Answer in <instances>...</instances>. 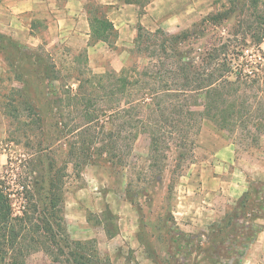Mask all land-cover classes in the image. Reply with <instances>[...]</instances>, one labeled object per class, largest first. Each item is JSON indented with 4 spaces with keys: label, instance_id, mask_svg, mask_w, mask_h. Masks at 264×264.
<instances>
[{
    "label": "rangeland",
    "instance_id": "374dc122",
    "mask_svg": "<svg viewBox=\"0 0 264 264\" xmlns=\"http://www.w3.org/2000/svg\"><path fill=\"white\" fill-rule=\"evenodd\" d=\"M127 1L136 3H75L82 21L71 33L53 23L62 13L46 10L30 22V30L0 33L9 41L0 42V189L15 216L28 210L39 223L53 220L60 225L57 240L67 236L69 241L90 242L100 264H241L257 240L246 249L241 245L251 243L246 239L254 231L249 224L264 222L258 218L264 217V131L255 132L251 123L248 129L229 132L209 119L198 121L185 113L202 110L195 94H188L181 97L179 108L169 105L165 115H152V121L174 122L165 131L169 150L153 160L149 135L124 122L146 118L139 108L132 110L147 82L139 76L145 68L162 71L161 77L151 78L152 85L177 88L183 84L177 75L181 65L191 67L194 75L199 66L210 74L226 58L264 63V40L256 43L246 28L255 27L264 0H162L165 14L181 15L171 25L178 29L169 31L155 28L154 18L141 22L136 17L124 29L126 15L134 12L123 5L139 7L134 14L140 18L152 0ZM94 15L118 28L107 42L91 37ZM139 25L144 27L142 45L136 41ZM178 35L187 38L174 41ZM202 60L209 65L203 66ZM107 74L112 77L97 83ZM121 76L141 83L111 101L107 89ZM80 80L99 108V122L88 134L75 133L76 128L86 129L87 122L85 102L73 98ZM245 95L254 107L262 101L257 87ZM28 103L37 113L27 110ZM182 106L185 112L180 114ZM111 134L118 142L112 151ZM73 143L81 162L82 146L92 147L85 149L92 155L81 168L75 169L69 157ZM53 179L59 203L51 210ZM245 197V207L238 210ZM177 228L195 235L194 246L181 253L170 241ZM197 236L203 249L196 247ZM9 255L0 264H9ZM56 255L53 262L44 251H35L23 260L73 264L66 254Z\"/></svg>",
    "mask_w": 264,
    "mask_h": 264
},
{
    "label": "trees",
    "instance_id": "16d2710c",
    "mask_svg": "<svg viewBox=\"0 0 264 264\" xmlns=\"http://www.w3.org/2000/svg\"><path fill=\"white\" fill-rule=\"evenodd\" d=\"M126 3H136V2H128ZM263 11V10H262ZM258 11L256 13L257 21L255 22V27L246 25L249 33H252V37L254 41L258 44L264 40V11ZM90 27H91V37L95 42L104 41L107 42L111 36L116 35V30L113 23L108 20L106 17H90ZM144 27L139 25L138 27V38L136 39L138 45L142 43ZM160 33V30H157L154 35L156 36ZM184 38H187L186 35H178L173 37L174 41H180ZM6 40L9 42L6 37L0 35V42ZM11 41V40H10ZM142 45V44H141ZM235 62L229 61L226 58V61L223 59L217 65L215 69L209 74L206 68L199 66L194 71V75L191 72V67L187 65L179 66L178 77L182 81V85L177 88H169V86H154L152 85L154 81V77H161L162 71H151L149 68H145V70L139 73L140 78H147V82L145 87L142 89L141 96L133 101V109L135 110L139 108L141 113L146 116L143 118H132L129 122H124L130 127H134L135 131L139 130V132H145L150 137V150L154 156L158 157L163 150L168 149L169 145L166 138V127L170 125H174V122L169 121L170 119L161 121L154 120L152 121V115L161 114L165 115L167 111V107L172 105L175 108H179V102L181 101V97H187L188 94H195L196 101L198 106L202 107L201 111H184V106L181 109H177V112L183 114L184 112L196 118V120L201 119H209L213 122L216 127L220 130H226L229 132H235L237 128L243 127L248 129L249 125L252 123L255 125V132L262 133L264 131V63L262 62H251L249 60L243 59H234ZM218 61V58H217ZM203 66L209 65L207 61H203L201 63ZM236 70L235 78L232 79V74ZM258 70V71H257ZM216 71V72H214ZM124 74V73H123ZM254 76V77H253ZM112 77L109 74L99 77L97 83H102L105 78ZM152 78V80H151ZM135 79V78H134ZM128 78L121 76L118 78V83H116L113 89H107L106 96L113 101L119 93L128 92L127 90L134 89L137 85L141 83L138 79L137 82H129ZM91 84V87L95 89V82L92 80L88 81ZM86 83V82H85ZM83 80H80L77 93L74 94L73 98L76 101L81 103L85 102V113H86V129L76 128L75 133L84 132L88 134V132H92L95 128V124L99 122V108L94 104L91 95L87 96L88 90H86V86ZM112 86V85H111ZM110 86V87H111ZM257 87L262 98V101L259 100V106L254 107L252 104H249V98L245 95L246 90ZM85 91V92H84ZM198 93V98H197ZM83 95V96H82ZM257 96L255 97V99ZM166 102V104H165ZM136 104V105H135ZM135 105V106H134ZM96 110H93L95 109ZM167 108V109H166ZM27 110L34 113H37L35 106L29 105ZM130 111H128V114ZM117 117L120 119V113L116 110ZM260 115V116H258ZM262 118V119H261ZM137 120V121H136ZM136 122L133 124V122ZM121 132L118 133V137H121ZM248 134H251V131ZM78 135V134H77ZM114 134H111L110 138L112 141L111 151L116 149L117 141H115ZM93 143V142H92ZM84 145V143H83ZM186 145V144H185ZM74 143L71 144V148L69 151V157L76 167H82V165H86L90 161V154H86V144L82 146L83 149V161L78 160V148ZM91 146H88L87 149H91ZM105 149H108L105 147ZM85 150V152H84ZM107 151V150H105ZM104 152V151H102ZM52 189L54 192H51ZM56 184L55 179L49 184V204L50 209L54 210L59 203V197L56 194ZM245 198L237 207L240 208L245 207ZM32 201V200H31ZM29 202L33 211H37L38 207L36 204ZM30 210V208H29ZM54 213V212H53ZM34 213H31L28 210H23L21 216H15L12 211V204L7 195L3 193L0 189V258L3 261L4 257L10 253L9 264H26L25 256L31 252L35 251H44L47 255L51 256L52 261H58V256L56 254H66L70 261L73 264H100L101 260L94 254H91V248L89 247L90 242H73L69 241L66 237H63L61 240H57V229L60 225L54 221H41L39 223L34 216ZM54 215V214H53ZM53 215L51 216L53 219ZM262 218V217H258ZM249 228L253 229L252 235H247L246 239H249L251 243L243 242L242 246L244 249L248 248L252 241H255L258 233L261 231L262 226L258 224H249ZM176 235L171 236L170 241L175 246L178 253L183 252V250H188L192 246H194L195 235L187 234L180 229L177 228ZM244 235V234H243ZM196 247L197 249L201 248V237H198ZM64 243V244H63ZM57 247L58 249H56ZM66 248V252H64L63 248ZM55 249L57 251H55ZM6 250V252H5ZM231 250V249H230ZM229 250V251H230ZM4 254L2 255V252ZM55 254V255H54ZM240 256L244 255V251H240L238 253ZM54 255V256H53ZM96 257V258H95Z\"/></svg>",
    "mask_w": 264,
    "mask_h": 264
},
{
    "label": "crops",
    "instance_id": "0c3cea01",
    "mask_svg": "<svg viewBox=\"0 0 264 264\" xmlns=\"http://www.w3.org/2000/svg\"><path fill=\"white\" fill-rule=\"evenodd\" d=\"M86 1L87 0H0V33L17 35L23 30H30V22L37 18L42 10H46L47 12L51 11L52 13H62L53 23H59L61 28L71 33L74 28L76 29L78 27V22L82 21V17L78 18L79 15H76L74 5L75 3L84 4ZM109 1L110 4L118 3L117 0ZM162 5V0H152L149 5L144 7V12L140 17L141 19L134 14L139 7L132 4L123 5L125 9L134 12L133 14L129 13L126 15L123 28L126 29L128 27L126 24L132 23L133 19L136 17V20L141 22L154 18L155 28L162 27L167 31L174 27V29H178L176 28L177 26L171 25L176 19H179L181 15H178L177 12H173L172 15L169 13L165 14L164 5ZM115 27L118 29L116 25ZM244 191L245 188L241 192V195ZM261 220L264 221V217L261 218ZM241 264H264V222L261 231L257 235L256 242L248 249V252L242 258Z\"/></svg>",
    "mask_w": 264,
    "mask_h": 264
}]
</instances>
